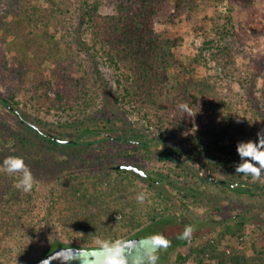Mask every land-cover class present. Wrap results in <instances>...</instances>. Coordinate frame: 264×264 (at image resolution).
<instances>
[{
    "label": "trees",
    "instance_id": "1",
    "mask_svg": "<svg viewBox=\"0 0 264 264\" xmlns=\"http://www.w3.org/2000/svg\"><path fill=\"white\" fill-rule=\"evenodd\" d=\"M224 1L0 0V105L26 130L12 135L14 154L26 151L38 162L53 164L62 150L86 156L90 144L109 139L106 133L127 134L130 120L138 128L125 141L138 146L122 155L151 154L157 143L162 146L155 154L163 163L181 156L227 180L205 174L201 184L218 183L254 196L246 188L251 177L236 175L234 162L239 159L237 143L256 140L264 129L263 61L236 64L237 43L246 29L236 25L231 10L209 21L198 19L193 33L202 43L188 63L182 60L181 34L167 30ZM105 4L114 13H100ZM107 98L127 114L125 122L100 118ZM183 102L192 105L190 112L179 108ZM51 117L57 120V131L69 132V142H61L53 127L48 128L45 119ZM144 130L156 133L154 142L147 141ZM96 134L103 138L89 139ZM182 164L179 168L186 173ZM90 166L58 176L44 195L19 190L0 171V241L36 225L57 227L71 243L54 240L43 259L69 244L73 250L80 248L78 243L94 248L88 247L95 245L93 234L125 237L138 232L141 238L140 232L153 233L171 207L153 185L164 178L154 180L141 166L135 167L144 177L118 165ZM141 191L146 193L144 203L136 199ZM261 226L264 217L258 214L233 216L216 235L178 253L176 264L190 259L194 264H264Z\"/></svg>",
    "mask_w": 264,
    "mask_h": 264
},
{
    "label": "rangeland",
    "instance_id": "2",
    "mask_svg": "<svg viewBox=\"0 0 264 264\" xmlns=\"http://www.w3.org/2000/svg\"><path fill=\"white\" fill-rule=\"evenodd\" d=\"M228 10L232 11L230 14H232L236 25L240 23L246 29L244 40L237 43L239 53L236 57V64L239 67H244L249 61L254 63L263 61L262 67L264 71V0H233L231 3L225 0L223 3H217L214 7L203 8L194 18L187 22L184 20L177 25H171L167 30H171L173 33H180L183 39L182 60L184 63H188L189 59L196 52V48L202 43V38H198L193 33V27L199 23L198 19L205 16L209 21L211 17L216 15L223 16L227 14ZM99 11L102 14L114 13L113 7L106 4L102 5ZM209 27L207 26L206 29H209ZM210 64L214 65L213 62ZM258 82L259 84L261 83L260 80ZM233 88L235 90L238 89L237 86H233ZM103 112L105 114L101 113L99 115L101 119L111 117L113 119L116 118L119 122L126 121L124 117L127 114L118 105L114 104L112 98L106 99V108ZM45 120L48 124L50 123L48 128L53 127L55 130L52 133L59 134L64 140L70 139L68 131L61 132L60 129L58 131L55 129L57 126L55 118L51 117ZM126 123H130L128 124L129 130H126L127 134L120 133V136L117 137L114 133L113 135L106 133L109 139L100 143L90 144L88 147L90 153L86 156L62 150L61 154H55L56 156L58 155L56 163L53 164L50 161L44 163L36 161L35 154L33 153L30 156L26 151L18 152L17 155L14 154L12 135L17 132L23 133L25 127L17 122V117L13 112L0 105V134H3L0 139V142H2L0 144V164L10 155L24 157L35 178L32 190L37 195H44L48 187L58 176H63L71 170L81 169V167L84 169L90 165L95 168L123 164L141 166L154 180L164 178L163 183H154L153 185L154 188L160 189L168 198V204L171 207L168 213L166 212L165 218L153 226V232L163 233L171 240V244L167 249L160 251L159 264H176L178 253H185L188 248L197 246L199 242H203L209 236L216 235L222 223L228 222L233 216L239 214L245 215L252 212L264 217V177L260 179H253L251 177L248 180L246 188L255 192L254 196H250L247 193L228 190L218 183L214 185L201 184V181H203L202 177L205 174L211 176L214 180H227H225V176L222 173L207 171L199 163L190 162L184 157L175 155V162L163 163L155 154V150L161 149L162 146L157 143L155 146L151 145L152 151H154L151 154L144 153L142 150L135 152L132 157L122 155V153H128L131 149L138 146L135 143L125 141L126 138L132 139L138 125L136 126V123H131L130 120H127ZM117 130L116 133L120 129L117 128ZM142 134H144L147 141L149 139L151 140L150 143L154 142L156 133L153 130H144ZM102 136V134H96L89 137V139L101 140ZM20 150V148H17V151ZM88 155L89 157H87ZM180 163L182 164L183 171L186 173H182L181 168H179L181 166ZM0 171H3L8 178H11L12 182L19 178L18 174H9L2 167H0ZM239 184L245 185L243 182ZM182 203L186 205V208L181 207ZM188 224L194 226V232L190 241L179 238L184 227ZM261 228L263 229L264 227L261 226ZM33 230L16 231L6 238V242L0 241V259L3 264H29L41 259L42 254L54 240L59 239L71 242L62 236L57 227L49 230L47 227L36 225ZM136 234H128L125 238L133 236V239H138ZM138 235L144 236L142 232ZM77 245L85 247V245L79 243ZM88 247H96V245ZM61 250L60 248L58 249L59 252ZM186 264L194 263L190 259Z\"/></svg>",
    "mask_w": 264,
    "mask_h": 264
},
{
    "label": "clouds",
    "instance_id": "3",
    "mask_svg": "<svg viewBox=\"0 0 264 264\" xmlns=\"http://www.w3.org/2000/svg\"><path fill=\"white\" fill-rule=\"evenodd\" d=\"M192 105L183 102L179 108L184 112H190ZM257 139L241 140L236 145L239 159L234 162L236 175L250 176L253 179L264 177V129L257 132ZM7 173L18 174L16 187L27 193L32 191L35 178L24 157L10 155L0 164ZM140 203L146 200V193L141 191L136 195ZM194 226L188 224L180 234V239L191 240ZM94 236L96 247L88 249L83 246L73 250L69 247L60 252H54L53 258L67 261L68 264H159V253L167 249L171 240L161 232H153L144 237L133 239L125 237ZM71 243V242H70ZM41 264H49V260L41 261Z\"/></svg>",
    "mask_w": 264,
    "mask_h": 264
},
{
    "label": "water",
    "instance_id": "4",
    "mask_svg": "<svg viewBox=\"0 0 264 264\" xmlns=\"http://www.w3.org/2000/svg\"><path fill=\"white\" fill-rule=\"evenodd\" d=\"M32 127L35 128V126H32ZM55 139L58 140L57 138H55ZM61 142H69V141H65V140L63 141V140H61ZM117 167L118 168H121V169L133 171V172H135L138 175L143 176V177L145 176V173L141 169H139V168H137L135 166H132V165H125V164H123V165H118ZM211 179L214 180L213 178H211ZM54 252H59V251L58 250H54L53 252H51L49 255H47L43 259H39V260L34 261L32 263H29V264H41V261L42 260H45V259H48L49 260V264H59V263H56V261H55L57 258H53L54 257ZM60 264H68V262L67 261H63V262L61 261Z\"/></svg>",
    "mask_w": 264,
    "mask_h": 264
},
{
    "label": "bare ground",
    "instance_id": "5",
    "mask_svg": "<svg viewBox=\"0 0 264 264\" xmlns=\"http://www.w3.org/2000/svg\"><path fill=\"white\" fill-rule=\"evenodd\" d=\"M55 261H56V263H59V264H60L61 261L63 262L62 259H58V258Z\"/></svg>",
    "mask_w": 264,
    "mask_h": 264
}]
</instances>
